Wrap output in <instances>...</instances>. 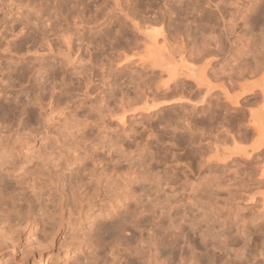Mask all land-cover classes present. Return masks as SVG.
Listing matches in <instances>:
<instances>
[{
	"label": "rangeland",
	"instance_id": "obj_1",
	"mask_svg": "<svg viewBox=\"0 0 264 264\" xmlns=\"http://www.w3.org/2000/svg\"><path fill=\"white\" fill-rule=\"evenodd\" d=\"M146 28L172 72L205 65L212 90L142 63ZM255 56L264 0H0L3 210L32 222L47 264H264V155L218 167L213 149L255 142L240 131L257 77L237 81Z\"/></svg>",
	"mask_w": 264,
	"mask_h": 264
},
{
	"label": "bare ground",
	"instance_id": "obj_2",
	"mask_svg": "<svg viewBox=\"0 0 264 264\" xmlns=\"http://www.w3.org/2000/svg\"><path fill=\"white\" fill-rule=\"evenodd\" d=\"M147 29H149V28H146V39H145V37L143 38V40H142V42L144 41V39H145V41H144V44L145 45H143L144 47H146V51L144 50V54H142V55H144L143 56V58L141 59L142 61V63L144 62L145 64L146 63H148L150 66L152 65V66H154V67H159L160 68V70H162V71H166V72H168L167 74H169L170 72L172 73V75H171V73L169 74L170 75V78L172 77H175L176 75H178V74H183L181 71H182V69H186L187 70V68L186 67H188L189 65H187V66H183V68L181 67V69H180V67H179V69H180V73H178L179 72V70H176V71H178V72H176V73H174V72H172V68L170 67V65H175V64H172L173 63V61H172V59L171 58H174V57H169L167 54H166V51H164V49H166V48H164L163 49V47H165L164 46V43L163 44H161V46H163L162 47V51H160L159 50V48H158V36H160L159 34V32H157L158 30L157 29H155V30H157V31H152V30H150V31H148ZM145 32H144V34H145ZM160 42H161V40H160ZM243 50V49H242ZM243 51H245L246 52V50H243ZM165 55V57L162 55V53ZM246 54V53H245ZM141 55V56H142ZM167 55V56H166ZM240 55H242V53L240 54ZM166 57H168V59L169 60H167L166 61ZM183 57V56H182ZM256 57V56H255ZM166 58V59H165ZM185 59V58H184ZM182 60L183 62L185 61H187V60ZM255 59V60H254ZM258 59H261L260 57L259 58H253V60H254V65H251V66H255V69H250V68H252V67H247V66H245L244 67V69L246 70L245 72H244V70L242 71V69H240V68H238L237 66L235 67L234 66V68H238V69H240V73H239V78L241 77L242 78V76H243V78H245V77H248L249 79H251L252 78V75L254 76H256L257 78H255L254 77V80L252 81V79H251V81H252V85L253 86H251V87H245L246 89H244V92L246 93H248V92H250V93H255V92H257V91H259V95L261 96H258V95H256L257 97L255 98V96H253V98H255V102L256 101H259V103H260V100H259V97L260 98H262V100L261 101H263L262 103H260V104H258L257 102V104H258V106L259 107H256L255 108V106H251V105H255L254 103L252 104L251 103V105L249 104L248 106H251L250 107V109H249V107H248V109H249V111L247 112L248 114H247V116H248V124L246 123L247 121H245L244 122V124L246 123L247 124V126H242V124H241V120L242 119H244V120H246L247 118H246V116L244 117L243 115L241 116V120H240V118H238L240 121H238V122H240V124H238L239 126L241 125L243 128L244 127H248V130L246 129V128H244V130H241L240 131V133L241 132H243V131H245V129L247 130V135H249L250 133H248V131L249 132H252V135H253V140H254V137H255V142L253 143L252 141H250L247 137H246V139H247V141L250 143V142H252V144L250 143V144H246V146L245 147H243V145H245V144H243L242 145V147L240 146V143H242V142H244L245 143V141L246 140H244V141H239V140H236V141H238V142H240V143H238V145L237 144H233V146H231L230 145V147H229V144H227L228 142L230 143V138H226L227 140H229L227 143H225V141H227V140H225L224 138H223V144L221 145V142L219 143V139L221 140V138L222 137H217V136H215L214 137V139L216 140H214L213 142H215V143H213V144H215V145H213L214 146V150H215V152H216V155H215V157H214V162H216L217 163V165H218V167H219V165H221V164H227V162L229 161V159H231L232 157H235V156H240V158H243V160H244V163H248V161L250 162V161H253L254 159L256 160V161H260V160H258V157H259V155L261 154V155H264V72L262 73V71L264 70L262 67H264V66H262L261 67V69H259L260 68V66L261 65H263L262 64V61H263V59H261L260 61H258ZM172 61V63H170V62H168V61ZM174 60V62H175V60L176 59H173ZM237 61V60H236ZM235 61V62H236ZM245 62H247V61H245ZM244 62V63H245ZM264 62V61H263ZM244 63L242 64V65H244ZM187 64H188V62H187ZM235 64H237V63H235ZM234 64V65H235ZM192 65H194V64H192ZM191 65V66H192ZM207 65V64H206ZM246 65V64H245ZM239 67L241 66V65H238ZM175 67V66H174ZM173 67V68H174ZM176 67H177V65H176ZM176 67H175V69H176ZM185 67V68H184ZM241 68H243V67H241ZM201 69H203V66L202 67H199L198 66V71H195L194 70V68L192 69V67L190 68H188V70L185 72V71H183V72H185L184 74L186 75L185 77H190L194 82H196V84H197V86L198 87H202L203 86V88H204V86H206L207 87V89H210V90H212L210 87V84H211V81H213V80H211L210 81V84H209V82H208V80L206 79V76L209 78L210 77V73L208 74V75H206V71L204 70L205 69V65H204V69L203 70H201ZM196 70H197V68H196ZM199 70H200V72H199ZM232 70V69H231ZM256 70H257V74L259 73L258 71H260V74L261 75H259V76H257L256 75ZM174 71V70H173ZM242 71V72H241ZM252 71V72H251ZM189 72V73H188ZM225 73V72H224ZM238 73V72H237ZM188 74V75H187ZM174 75V76H173ZM212 76V75H211ZM249 76H251V78L249 77ZM213 78V77H212ZM239 78H237V81H241V78L239 79ZM248 78H246V80L244 81L247 85H248V83H247V81H248ZM210 79H211V77H210ZM209 79V80H210ZM244 80V79H243ZM242 80V81H243ZM226 80H224L223 82H225ZM193 82V83H194ZM222 82V81H221ZM222 82V83H223ZM222 83H221V85H222ZM239 83V82H238ZM242 83V82H241ZM226 84H227V82H226ZM243 84L244 83H242V88H243ZM244 85V86H247V85ZM217 85H219V84H217ZM230 84L228 83V86H229ZM239 85V86H240ZM250 85V84H249ZM196 86V85H195ZM212 86H214V84L212 85ZM220 86V85H219ZM223 87H227V85H225V84H223L222 85ZM241 86H240V88H241ZM206 87H205V89H206ZM221 87V86H220ZM234 87V86H233ZM232 87V85H231V88H230V91L231 90H233L234 88ZM202 88V91L204 90L205 91V89H203ZM215 88V87H214ZM233 88V89H232ZM207 89H206V91H207ZM226 89V88H225ZM255 89H257V90H255ZM209 90V91H210ZM221 90L223 91L224 89H222L221 88ZM228 89H226V91H227ZM199 91L201 92V89H199ZM205 91V92H206ZM240 91V93H241V90H239ZM208 92V91H207ZM225 92V91H224ZM224 92H222V93H224ZM226 93V92H225ZM236 93V92H235ZM238 93V92H237ZM249 93V94H250ZM232 94V96H233V92L232 93H230V95ZM229 95V96H230ZM234 95H236V96H234L233 98H230L232 101H230L232 104H235L236 105V107H239V106H241V105H243L242 104V102H246V103H248L246 100H244V99H247V98H244V99H242V100H244V101H241L240 100V97L241 96H239L238 94H234ZM189 98V99H188ZM186 97L185 99L187 100V101H192V100H190V97ZM226 98V97H225ZM258 98V99H257ZM148 99V98H147ZM192 99V98H191ZM234 99V100H233ZM149 100V99H148ZM193 102V103H192ZM191 102V104H194V101H192ZM245 104V103H244ZM262 104V105H261ZM195 105V104H194ZM156 105H153V106H150V107H146L145 109H150L151 107H155ZM246 106V108H247V104L245 105ZM257 106V105H256ZM196 107V106H195ZM243 108H245V107H243ZM235 109V108H234ZM243 110V109H242ZM245 110V109H244ZM237 111V110H236ZM235 113V112H234ZM245 113H246V110H245ZM244 113V115H246ZM241 115V114H240ZM51 116V115H50ZM125 116L126 115H123L122 117H119V119L121 120V123L124 125L125 123H126V121H125ZM54 116L52 115L51 117H50V119L51 118H53ZM217 117V116H216ZM210 118H212V116L210 115ZM226 118V117H225ZM235 118V117H234ZM213 119V118H212ZM212 119H210L211 121H212ZM227 120V119H226ZM226 120L225 121H223V122H221L220 124H224L225 122H226ZM244 120H242V122L244 121ZM229 121V120H228ZM227 121V122H228ZM226 122V123H227ZM232 122V121H231ZM222 124V125H223ZM228 124H229V122H228ZM231 124V123H230ZM234 124V123H233ZM233 124H231L230 126L232 127L233 126ZM236 124V125H237ZM245 124V125H246ZM235 124H234V126H236ZM229 126V125H228ZM228 126H227V124H226V127L228 128ZM221 127H223V126H221ZM227 128H225V129H227ZM233 129H234V127H232ZM231 129V128H230ZM237 129V128H236ZM239 129V128H238ZM237 129V133H239L238 130ZM236 131V130H235ZM235 131L233 132V130H232V132L233 133H235ZM232 132H230V131H228V132H226V133H232ZM233 133H232V135H233ZM229 134V135H230ZM242 134V133H241ZM240 134V135H241ZM246 134H243L242 136L243 137H245V136H247ZM235 135V134H234ZM233 135V136H234ZM240 135H236L235 137H239ZM245 135V136H244ZM226 136H227V134H226ZM250 136H251V134H250ZM229 137H232V136H229ZM241 138V137H240ZM237 139H239V138H237ZM241 139H243V138H241ZM240 139V140H241ZM251 139H252V136H251ZM231 140H233V142L235 141V139H232L231 138ZM222 141V140H221ZM236 141H235V143H236ZM246 141V142H247ZM247 142V143H248ZM211 145H212V143L211 142H209ZM226 144L228 145V146H226ZM231 144V143H230ZM211 145H209L208 144V146L209 147H211V149H212V147L213 146H211ZM249 145H251V146H249ZM247 146H248V148H247ZM250 147V148H249ZM213 149H212V151H213ZM214 152V151H213ZM213 156V155H212ZM211 158V160H213L212 158L213 157H210ZM210 158H208V161L210 162L211 160H209ZM260 158H262L261 160H264V157H259V159ZM235 159H237V158H235ZM234 159V160H235ZM238 160V159H237ZM254 160V161H255ZM233 161V160H232ZM240 161V160H239ZM213 162V161H212ZM241 163H243V162H241ZM260 164L262 163V162H259ZM264 163V162H263ZM262 163V164H263ZM248 164H250V163H248ZM216 165V164H215ZM214 165V166H215ZM216 165V166H217ZM241 165H244V164H241ZM256 165H258L259 166V164L258 163H256ZM264 165V164H263ZM225 166V165H224ZM258 166H256V167H258ZM261 166V165H260ZM262 167V170H260V172L259 173H255L254 175L256 176V175H258L259 174V176H258V178L256 177V181L254 180V178L252 179V181L254 180L255 181V183H253V184H255V186L252 184L251 185V187L253 186V188H255L256 187V192H252V193H256V195L255 196H251L252 197V199L254 200V201H257V203L258 204H262L263 206H264V166H261ZM261 167L260 168H258V170L259 169H261ZM246 171H248V170H245L244 171V173H243V175H245L246 173ZM249 171L251 172V170H250V168H249ZM253 171V170H252ZM256 171V168L254 169V172ZM249 172V173H250ZM258 172V171H257ZM252 174V173H251ZM247 175V174H246ZM242 176V175H241ZM251 175H249V177H250ZM244 178V177H243ZM244 179H247V178H244ZM243 179V180H244ZM248 181H249V179H248ZM247 181V182H248ZM251 181V182H252ZM246 181H245V183H247ZM252 188V190H251V188L249 189V190H251V191H253L254 189ZM249 190H248V192H249ZM0 191H1V194L3 195V196H5L6 195V191L4 192V191H2V188H0ZM247 192V193H248ZM71 193H72V196H73V198L75 197L76 198V196H79V192L77 191V189H74L73 187L71 188ZM251 193V192H250ZM78 194V195H77ZM249 195H252V194H249ZM258 195V196H257ZM257 196V197H256ZM251 197H250V200L252 201V199H251ZM73 202H74V199H73ZM253 202V201H252ZM260 202V203H259ZM61 204H62V201L60 202ZM15 203H13L12 205H13V211H14V214H12V212H9L8 213V211H6L7 213H5V210H3L4 209V207H3V205L4 204H1V202H0V211H2V212H4V215L3 216H0V264H47V256H46V254L45 253H43V251H42V249H43V246L39 243V241H37L36 242V240H37V238L34 240L33 239V237H35L34 236V228H33V224H32V222L31 223H27V222H24L23 220H22V218L20 217V214H21V209L20 208H18L17 207V205H14ZM256 204V203H255ZM260 204V205H261ZM261 205V206H262ZM61 206V208H60V210L61 211H64L65 209V205L64 204H62V205H60ZM262 206V207H263ZM264 208V207H263ZM264 210V209H263ZM262 210V211H263ZM3 214V213H2ZM262 214V213H261ZM264 214V213H263ZM263 214L262 215H260V214H258L257 216H259V217H262L263 216ZM1 215V214H0ZM63 216V215H62ZM27 221V220H26ZM23 223H27V225H23ZM25 233V234H24ZM26 233H27V235H26ZM55 233V232H54ZM54 233H50L49 234V237L48 238H50V240H53V237H52V235L54 234ZM24 247H26V249L24 248ZM45 247V246H44ZM25 249V250H24Z\"/></svg>",
	"mask_w": 264,
	"mask_h": 264
}]
</instances>
